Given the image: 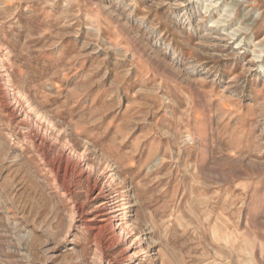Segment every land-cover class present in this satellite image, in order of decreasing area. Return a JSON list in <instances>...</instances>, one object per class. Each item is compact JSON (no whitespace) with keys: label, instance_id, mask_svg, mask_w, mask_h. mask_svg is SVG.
Masks as SVG:
<instances>
[{"label":"rangeland","instance_id":"1","mask_svg":"<svg viewBox=\"0 0 264 264\" xmlns=\"http://www.w3.org/2000/svg\"><path fill=\"white\" fill-rule=\"evenodd\" d=\"M0 264H264V0H0Z\"/></svg>","mask_w":264,"mask_h":264},{"label":"bare ground","instance_id":"2","mask_svg":"<svg viewBox=\"0 0 264 264\" xmlns=\"http://www.w3.org/2000/svg\"><path fill=\"white\" fill-rule=\"evenodd\" d=\"M77 164H75V166H76ZM67 165L66 164H64V162L60 159L59 160V162L57 163V166H53L52 167V170L55 172V175H56V180L58 181V182H60V180L64 177V175L66 174V172H67V167H66ZM75 166H74V168H75ZM73 168V169H74ZM82 169L80 168L79 169V173H78V176L77 177H80L79 175L81 174V171ZM62 172V173H61ZM71 172V174L70 175H72L73 174V170H71L70 171ZM68 173V172H67ZM76 175V174H75ZM79 179V178H78ZM65 189V191H68V188H64ZM92 190V189H91ZM109 199V198H108ZM112 209V207H111V204H110V200H108V201H103V202H101V203H99L96 207H95V210L96 211H98V212H103V211H105V212H108V210H111ZM95 213V212H94ZM110 212H108L106 215H108ZM103 214V213H102ZM93 216V215H92ZM97 216V215H96ZM102 218V217H101ZM87 221V220H86ZM102 222H105V220L103 219V221L101 220V223ZM108 223V222H107ZM86 226V225H85ZM90 227V226H89ZM88 228V227H87ZM94 229V228H93ZM97 229V228H96ZM105 229V228H104ZM98 230V229H97Z\"/></svg>","mask_w":264,"mask_h":264}]
</instances>
